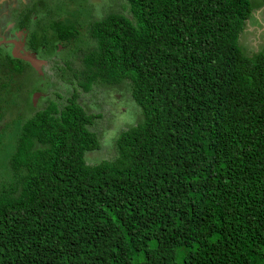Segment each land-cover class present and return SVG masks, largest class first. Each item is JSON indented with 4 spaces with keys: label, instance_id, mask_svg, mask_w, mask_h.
<instances>
[{
    "label": "trees",
    "instance_id": "trees-1",
    "mask_svg": "<svg viewBox=\"0 0 264 264\" xmlns=\"http://www.w3.org/2000/svg\"><path fill=\"white\" fill-rule=\"evenodd\" d=\"M70 2L82 21L48 24L46 59L72 93L62 108L42 98L16 129L0 264H264V50L238 44L250 0ZM44 18L27 24L39 56ZM95 85L128 94L138 117L114 158L90 165L100 115L78 98Z\"/></svg>",
    "mask_w": 264,
    "mask_h": 264
},
{
    "label": "rangeland",
    "instance_id": "rangeland-1",
    "mask_svg": "<svg viewBox=\"0 0 264 264\" xmlns=\"http://www.w3.org/2000/svg\"><path fill=\"white\" fill-rule=\"evenodd\" d=\"M17 1L10 0L7 8L6 0H0V44L4 45L0 50L1 55L6 51V55L0 59V182L8 175L6 160L13 149L19 123L38 107L42 98L50 97L62 108L72 93V87L58 76L60 73L57 67L64 68L63 63L57 58V61L46 59L54 54L58 42L56 36L48 29V24L60 21L71 25L78 18L82 21L77 15L79 3L61 0L50 5L46 12L47 8L44 6L49 0H37L27 12L18 13L20 20L15 26L7 33H2L7 30V23L11 22L12 16L17 12L10 3H13L16 9ZM106 1L108 0H90L97 8ZM250 3L251 16L238 38L239 46L248 55L264 50V0H250ZM39 7H43V10H39ZM33 16H45L37 21L33 42L34 47L40 46L41 35L45 34L48 48H45L42 56L28 51L24 46L23 34L21 35V31L27 27ZM59 47L57 51H61ZM15 57L19 59L21 71L14 69L10 63ZM116 93L118 92L114 90L111 96L104 98L103 90L95 85L89 92H81L78 98V102L90 113L100 115L90 127L99 135L101 144L98 150L86 153L85 158L90 165L113 159L114 142L118 132L136 123L138 108L128 100V94L122 98Z\"/></svg>",
    "mask_w": 264,
    "mask_h": 264
},
{
    "label": "flooded vegetation",
    "instance_id": "flooded-vegetation-1",
    "mask_svg": "<svg viewBox=\"0 0 264 264\" xmlns=\"http://www.w3.org/2000/svg\"><path fill=\"white\" fill-rule=\"evenodd\" d=\"M10 0H6V4H7V8L9 7V5H8V2H9ZM37 0H18L17 1V8L15 9L14 8V6H13V3L11 4L10 3V6H12V8L14 9V10H17V12H16V14L15 15H13L12 16V20H11V22H9V23H7V26H8V28L6 27V29L7 30H4V31H2V33H4V32H8L13 26H15L16 24L15 23H17V22H19V20H20V18L18 17V13L19 12H22L23 14L25 13V12H27V10L30 8V7H32V5L36 2ZM4 2V1H3ZM45 7V6H44ZM13 10V11H14ZM39 10H43V9H41V7H39ZM15 13V12H14ZM13 13V14H14ZM21 17H23V16H21ZM24 30V31H23ZM23 30L21 31L22 33H21V35L23 34V36H22V38H23V41H24V46H25V48H27L28 49V51H30V52H32V53H34V54H36L37 55V53H36V51H34V50H31V46H30V44H29V42H28V36H29V29H28V26L26 27V28H23ZM21 38V39H22ZM33 43V42H32ZM3 44H0V50L3 48ZM13 53V52H12ZM14 54V53H13ZM6 55V51H4L3 52V55H1V51H0V59L2 58V57H4ZM39 56V55H38ZM38 56H36L37 58H38ZM52 60H56L55 58H53V59H50V60H47V61H52ZM18 62H19V59H17L16 57L14 58V59H12L11 61H10V63H11V65H12V67L14 68V69H17L16 67H21L19 64H18ZM21 70H22V67H21ZM18 71V70H17Z\"/></svg>",
    "mask_w": 264,
    "mask_h": 264
}]
</instances>
